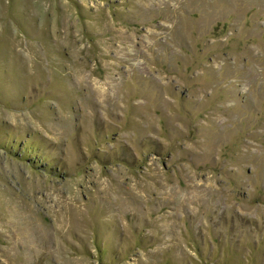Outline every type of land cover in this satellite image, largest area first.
I'll return each mask as SVG.
<instances>
[{"label":"rangeland","instance_id":"rangeland-1","mask_svg":"<svg viewBox=\"0 0 264 264\" xmlns=\"http://www.w3.org/2000/svg\"><path fill=\"white\" fill-rule=\"evenodd\" d=\"M0 264H264V0H0Z\"/></svg>","mask_w":264,"mask_h":264}]
</instances>
